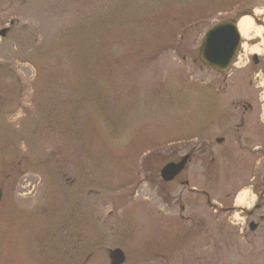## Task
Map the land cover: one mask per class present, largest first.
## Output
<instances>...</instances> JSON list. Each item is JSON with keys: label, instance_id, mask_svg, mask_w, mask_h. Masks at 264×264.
<instances>
[{"label": "rangeland", "instance_id": "1", "mask_svg": "<svg viewBox=\"0 0 264 264\" xmlns=\"http://www.w3.org/2000/svg\"><path fill=\"white\" fill-rule=\"evenodd\" d=\"M253 9L264 0H0V264H110L115 248L124 264H264V114L241 141L230 118L236 91L256 106L264 60L231 91L199 58L211 26ZM261 36L237 65L254 46L263 59ZM243 190L250 208L230 209Z\"/></svg>", "mask_w": 264, "mask_h": 264}, {"label": "water", "instance_id": "2", "mask_svg": "<svg viewBox=\"0 0 264 264\" xmlns=\"http://www.w3.org/2000/svg\"><path fill=\"white\" fill-rule=\"evenodd\" d=\"M7 29H3L4 35ZM241 45V34L236 21L228 19L212 26L204 35L200 47L199 57L208 66L226 72L230 69ZM189 155H185L179 162H170L161 170V176L165 181H171L186 166ZM3 197V190L0 187V203ZM254 230L257 225L252 222L250 225ZM109 257L111 264H123L126 260L125 253L120 248L110 250Z\"/></svg>", "mask_w": 264, "mask_h": 264}, {"label": "flooded vegetation", "instance_id": "3", "mask_svg": "<svg viewBox=\"0 0 264 264\" xmlns=\"http://www.w3.org/2000/svg\"><path fill=\"white\" fill-rule=\"evenodd\" d=\"M255 43H257V41ZM260 44H261V42H260ZM263 60H264V58L263 59L252 58L249 60V64H251V66H252L251 68L253 70L255 69V71H258V68H256V66L259 65ZM241 67L242 66H239L237 69L233 70V72L229 76L230 77L229 84H230V87L232 90L236 89V86L238 83L243 82V80L240 77L241 72H242ZM253 70L248 71V74L251 73V71H253ZM259 71H261L262 74H259L258 72H257V74H255L256 77L259 78V81H257V83L255 85H254L255 82H253L251 79L248 81V86L251 88L252 87L254 88V90L257 92L258 98L261 95V91L259 90V88L261 87V85H260L261 80H262L261 78H262V76L264 77V73L262 72V70L259 69ZM244 78L246 79V77H244ZM252 85H254V86H252ZM238 95L239 94H237V91H236V93L234 92L233 100L231 103L233 106V109H236L237 107H241L244 110L243 113H245V111H248L250 108H253V104L251 102L247 101L243 97H237ZM258 102H260V101L258 100ZM258 102H257V104H258ZM257 104H256V106H258ZM243 119L244 118L242 117V120Z\"/></svg>", "mask_w": 264, "mask_h": 264}, {"label": "bare ground", "instance_id": "4", "mask_svg": "<svg viewBox=\"0 0 264 264\" xmlns=\"http://www.w3.org/2000/svg\"><path fill=\"white\" fill-rule=\"evenodd\" d=\"M255 13L256 15H264V9H256ZM238 28L243 38L247 40L261 36V32L263 31V28L257 25L250 15H244L239 19ZM251 51L260 54L262 50L258 46H254ZM247 197V191H241L236 198L237 205H246Z\"/></svg>", "mask_w": 264, "mask_h": 264}, {"label": "trees", "instance_id": "5", "mask_svg": "<svg viewBox=\"0 0 264 264\" xmlns=\"http://www.w3.org/2000/svg\"><path fill=\"white\" fill-rule=\"evenodd\" d=\"M112 69V66H110L108 69H107V71H109V70H111ZM111 73H113V72H111Z\"/></svg>", "mask_w": 264, "mask_h": 264}]
</instances>
